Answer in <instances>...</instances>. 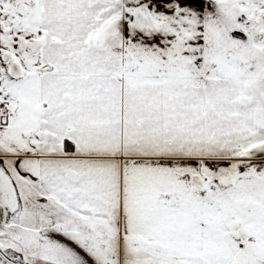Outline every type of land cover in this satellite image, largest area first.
I'll use <instances>...</instances> for the list:
<instances>
[{"label":"snow or ice","instance_id":"snow-or-ice-1","mask_svg":"<svg viewBox=\"0 0 264 264\" xmlns=\"http://www.w3.org/2000/svg\"><path fill=\"white\" fill-rule=\"evenodd\" d=\"M0 264H264V0H0Z\"/></svg>","mask_w":264,"mask_h":264}]
</instances>
